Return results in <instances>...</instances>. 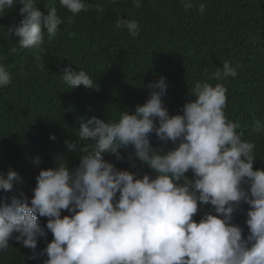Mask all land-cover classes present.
Wrapping results in <instances>:
<instances>
[{"label": "clouds", "instance_id": "1", "mask_svg": "<svg viewBox=\"0 0 264 264\" xmlns=\"http://www.w3.org/2000/svg\"><path fill=\"white\" fill-rule=\"evenodd\" d=\"M182 2L185 10L194 6L192 0ZM59 3L73 17L93 7L86 0ZM132 3L141 7V0ZM15 5H22L23 18L7 34L15 35L21 49L42 52L45 34L49 42L54 40L64 21L55 7L44 16L36 0H0V14ZM95 8L103 11L99 5ZM205 8L204 3L198 5L201 14ZM115 26L133 37L139 35L135 20L117 19ZM2 60L0 88L12 81ZM236 76V69L224 61L210 78ZM60 77L70 88L96 87L84 70L65 68ZM149 88L150 99L138 105L135 114L120 112L117 121L108 123L96 117L81 120L79 139L94 143L81 149L88 154L78 168L69 170L61 160L57 167L39 172L30 201L13 196L10 204L0 203V253L8 251L14 238L31 249V259H36L37 238L46 236L38 217H46L53 240L40 253L47 256L44 264H264V170H254L255 144L243 140L237 131L239 122L225 114L226 86L197 82L191 93L195 99L183 106L182 115L173 116L162 103L165 78ZM152 133L164 143L172 142L173 149L160 154L162 150L150 144ZM129 145L155 178H136L104 160L103 153L122 159L118 150ZM67 146L69 150L76 147ZM33 163L39 165L40 158ZM190 170L191 180L185 175ZM19 180L15 171L6 178L0 174V190L11 191ZM241 203L250 208L246 239L243 229L232 223ZM198 204L213 206L215 214L205 213L197 223L193 217ZM62 210L71 215L61 217ZM14 233L18 235L13 237Z\"/></svg>", "mask_w": 264, "mask_h": 264}, {"label": "trees", "instance_id": "2", "mask_svg": "<svg viewBox=\"0 0 264 264\" xmlns=\"http://www.w3.org/2000/svg\"><path fill=\"white\" fill-rule=\"evenodd\" d=\"M86 3L93 7L73 17L59 0H36L44 16L55 7L64 21L54 40L49 42L45 34L42 52L21 49L15 35L7 34L23 18L22 5L0 14V57L12 77L8 86L0 88V174L6 178L15 171L20 177L11 191L0 190V203L10 204L13 196L30 201L39 172L57 167L61 160L69 170L78 168L88 154L81 149L94 143L79 139L81 120L96 117L108 123L117 121L120 112L135 114L136 107L150 99L149 85L162 77L167 84L162 103L170 116L182 115L183 106L195 99L191 93L197 82L226 86L225 114L239 122L242 139L255 144L254 170H264V0H192L190 10H185L182 0H141L140 8L132 0ZM200 3L206 5L203 14L198 11ZM95 5L103 11L97 12ZM121 18L137 21L139 35L116 28ZM13 47L17 52H11ZM224 61L230 62L237 76L210 78ZM65 68L86 71L96 87L70 88L60 77ZM149 141L162 155L174 147L155 133ZM68 143L76 147L69 150ZM118 152L122 159L102 155L118 171L155 178V172L135 158L132 145ZM37 157L39 165L33 163ZM185 175L193 179L191 170ZM212 209L198 204L193 219L198 223L205 213L215 214ZM249 210L241 203L232 217L245 239L250 234ZM66 215L71 214L62 210L61 217ZM47 222L48 218L38 217L46 236L37 238L36 259H31V249L13 238L8 251L0 253V264H44L47 256L40 253L53 240Z\"/></svg>", "mask_w": 264, "mask_h": 264}]
</instances>
